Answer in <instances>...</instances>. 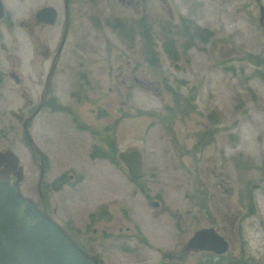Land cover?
<instances>
[{
    "label": "rangeland",
    "instance_id": "1",
    "mask_svg": "<svg viewBox=\"0 0 264 264\" xmlns=\"http://www.w3.org/2000/svg\"><path fill=\"white\" fill-rule=\"evenodd\" d=\"M17 2L20 19L29 18V10L41 3ZM94 2V5L86 2V10L78 17L76 26L80 29L79 44H93L97 48L107 45L101 53L104 60L97 59L90 65L94 68L93 75L102 78L99 89L89 88L80 94L78 76L62 64L54 92L64 109L46 110L30 126L31 134L46 154L45 194L49 211L58 207L55 217L61 220L65 204L69 203L68 212L84 226L95 206L105 205L112 214L111 224L117 229L122 225L126 234L132 233L108 237L97 248L104 251L105 264H161L157 247H170L175 234L188 239L197 228V224L182 217L183 224H189L175 228L177 215L187 216L186 210L201 215L198 209L208 206L215 212L219 208L228 210L226 206L232 211L240 210L236 191L253 185L251 192L257 208L251 213L249 208H242L243 214H249L237 225L228 223V238L234 242V252L241 253L245 247L248 263L264 264V230L260 229L263 227L260 221L264 220V32L248 20L246 12L250 7L241 11L236 0H150L141 6L138 11L144 8L155 26L158 20H163L162 30L158 22L156 31L164 52L157 68H144L137 74L147 82L157 80L159 83L153 85H159L160 90L135 87L129 97L115 75L112 77L108 70L99 67L110 61L112 72L118 73L119 65L125 70L127 64L119 59V54L124 53L126 43L118 29L103 23L99 37L94 40L90 14L94 8L104 20L114 12L126 15L136 14V10L134 6L124 7L120 0ZM160 5L165 10L163 16L153 9ZM169 6L170 10H166ZM188 16L211 31L206 42L202 37L198 39L196 35L194 39L189 35L184 26V21L189 20L183 21ZM59 30V26L50 30L52 46ZM26 34L20 26L15 27L18 50L12 53L29 67L31 54ZM169 37L176 51L173 60L165 49ZM190 43L192 46H188ZM241 43L243 51L239 47ZM25 77L29 82L31 74ZM165 78L170 79L169 86L176 87L178 80H182L195 88L196 99L189 108L178 107L179 89L169 91L166 82L161 83ZM179 85L184 92L186 86ZM18 91L5 88L3 92L0 149L17 153L25 171L22 191L37 200L40 157L36 154L34 160L22 125L9 114L10 109L17 110L23 103ZM77 91L79 96L75 94ZM91 96L96 100L92 101ZM129 114L137 117L130 118ZM109 121L115 122L110 145L101 143L106 137L104 125ZM82 122L93 123L95 127L90 130ZM131 149L142 152L143 173L151 172L146 185L135 184L122 162L113 163L96 153L117 157L120 151ZM57 180L62 182L60 189L55 188ZM141 182L143 178L138 183ZM147 194L161 200L166 211L155 217L154 207L145 198ZM123 207L128 208L126 218ZM232 211L227 214L233 216ZM129 221L132 227L126 232ZM156 224L161 228H156ZM92 227L101 231L103 225L96 221ZM139 229L151 247H145L141 239L133 237ZM240 236L245 239L243 243L238 240ZM100 243L97 242L98 247ZM199 257L204 260L203 254ZM197 258L186 263L191 264Z\"/></svg>",
    "mask_w": 264,
    "mask_h": 264
},
{
    "label": "flooded vegetation",
    "instance_id": "2",
    "mask_svg": "<svg viewBox=\"0 0 264 264\" xmlns=\"http://www.w3.org/2000/svg\"><path fill=\"white\" fill-rule=\"evenodd\" d=\"M18 0H0V115L3 114L2 102L4 99V90L5 88H10L11 90L18 91V94L21 95L23 103L15 109H10L9 114L14 117L23 127V124L12 114L15 111L18 114H23L24 119L34 114L33 119L29 123V130L33 120L41 115L46 110H62V107L57 101V94L55 91V84L58 82L57 75L60 72L61 66L68 69H73V74L77 77V85L79 93L82 94L84 90L94 89L95 87L99 89V84L102 82V78L93 75L94 68L90 65L97 62V59L104 60V55L101 54L104 49L107 47L105 45L103 48L94 47V45H81L79 44V26H76L78 17L81 16L86 10V2H90L94 5V0H33L34 2H41L38 6L29 10V18L20 19L19 17V2ZM124 7L130 9L133 7L136 10V14L129 13L126 15L116 14L115 12L111 17L105 18L102 20L99 12H94L91 9L92 13L90 14L91 24L94 27V40H97L99 37V30L101 23L109 26L115 27L121 33L123 41L125 44L124 53L120 52L119 59L125 61L127 64L126 69L124 70L121 65H119L118 73L112 72V67L109 66L110 61H104L105 64L99 66L108 70V75L113 77V74L118 79V82L126 88V96L133 95L131 89L137 87L141 90L150 91L155 87L156 90H160V86L153 84H158L157 80H151L150 82L145 81L142 76L137 74L138 71L144 68H157L161 64V52H164V46L161 45L160 38L157 35V24L160 23L162 30V21H157L156 26L152 23L150 17L144 12V8L139 12L140 7L147 5L150 0H120ZM156 2L165 0H154ZM239 2V7L241 11H245V8L249 11L246 12L248 20L251 21L253 25L262 28L264 32V5L263 0H236ZM132 5V6H131ZM123 7V6H122ZM46 12H42L43 10ZM153 9L159 16H163L165 13L163 10V5L159 7L155 6ZM146 10V9H145ZM166 10H170V6ZM55 14V17H54ZM172 17L174 15L172 14ZM54 19V21H52ZM183 19V18H182ZM189 20V21H184ZM184 26L189 30V35L194 39L201 38L203 42L207 41V36L211 35V31L208 30L205 26L199 25L197 21L188 16L187 19H183ZM180 22V21H179ZM20 26L21 29L27 32L26 38L28 45L30 47L29 51L31 54V60L29 61L30 66L26 67L22 63V59L13 54L12 51L17 49V39L15 38V27ZM56 26L60 27L59 33L56 36L55 45L52 46V35L50 30ZM183 26V25H182ZM185 29V28H184ZM67 32V33H66ZM8 34V37L6 36ZM5 37L7 41L5 42ZM161 37V36H160ZM193 38V37H192ZM75 39L74 41H72ZM64 41V43H63ZM228 41V39H226ZM70 42H73V45H69ZM188 46H192L190 43ZM195 47V46H193ZM192 47V48H193ZM241 51H243L242 43L239 44ZM165 49L168 52V56L171 60V52L175 51L173 45H165ZM176 52V51H175ZM109 58V56H107ZM126 57V58H125ZM97 60V61H95ZM36 61L39 63L37 65ZM28 68V69H27ZM31 78L29 82L26 81L25 75H30ZM164 79V78H163ZM162 79V80H163ZM165 78L161 83L168 85L167 88L169 91L175 92L178 90L179 97L176 99L178 107H182L181 110L187 109L195 101V88L189 84L182 83V80H178V83L175 86H169L170 79ZM12 83H9L11 82ZM180 82V83H179ZM8 83V84H7ZM160 83V85H161ZM179 84L185 85V91L180 90L181 86ZM8 85V86H7ZM37 86H40V89H36ZM91 86V87H90ZM47 90V91H46ZM84 93V92H83ZM77 96L78 91L75 93ZM176 94V93H175ZM94 95V94H93ZM92 101L96 100L95 96H91ZM83 99V98H82ZM42 100L44 103L42 107L36 113V110L41 105ZM86 100H89L88 98ZM94 111H96L94 109ZM78 113V109L75 110ZM127 115V114H126ZM128 117H137L136 115L129 114ZM125 120V119H122ZM121 122V121H120ZM82 125L90 130H93L95 127L93 123L82 122ZM104 133L106 137L101 141V143H108L109 145L113 143L114 136L111 138L110 133L115 131V122L109 121L104 125ZM25 134V130H24ZM114 135V134H113ZM33 136V135H32ZM34 138V137H33ZM35 140V139H34ZM36 142V140H35ZM37 143V142H36ZM38 145V144H37ZM30 146V145H29ZM39 146V145H38ZM96 147V146H95ZM31 148V147H30ZM41 149V147L39 146ZM42 150V149H41ZM137 149H131L123 152L134 151ZM43 151V150H42ZM140 151V150H139ZM32 157L36 160L37 151L31 149ZM44 152V151H43ZM121 152V151H120ZM119 152V153H120ZM118 153V154H119ZM142 153V152H141ZM45 154V152H44ZM94 156V153H93ZM143 156V154H142ZM40 157V156H39ZM110 159V158H107ZM40 163H38L40 171ZM113 163L122 162L119 156L114 159H110ZM123 163V162H122ZM144 163V161H143ZM124 164V163H123ZM125 165V164H124ZM126 166V165H125ZM143 166L140 175L135 178L131 176L132 181L137 185L147 184L148 177L151 176V172L143 173ZM45 174L47 170V160L45 154ZM127 167V166H126ZM128 169V168H127ZM129 171V169H128ZM40 173V172H39ZM130 173V172H129ZM45 176V175H44ZM145 177V179H144ZM143 178V182L138 183ZM10 181L14 184L15 177L12 176ZM24 181V180H23ZM22 181V182H23ZM45 181L43 184V194L45 196V202L48 212L71 234V236L83 247H92L96 253L99 255V263L105 264V255L103 250H99L103 246L105 240L108 237H115L121 235L131 236L132 233L129 231L128 234L124 232V226L120 225L117 229L115 225H112L110 222L111 211L107 209L105 205H97L94 210L89 214V222L84 226L79 225L77 220L68 212L69 203L65 204L66 209L61 215V220L55 217L59 213L58 207H53L50 212L48 199L45 194ZM150 187V186H148ZM252 186H248L245 190L236 191L238 197V203L240 210L232 211L229 206H226L228 210L222 211L220 208L213 211L210 206L205 208H199L198 212L201 215H192L190 210H186V215H177V221H174V227L179 229L185 226V224H197V228L193 231L192 235L188 239L180 238L177 234L171 237V246L167 248L157 247V251L160 254V259L162 260L161 264H187L186 262L192 260L193 258H198L194 260L191 264H250L245 256V247H242L241 253L234 252V242L228 238V233L230 232L229 225H237L240 220L248 215L249 213H242V208H249V212H254L257 208V201L255 200L253 193L251 192ZM22 188V183H21ZM38 191V183H37ZM234 191V190H233ZM146 199L150 200L152 207L156 212V216L166 209L161 205V200L157 198H150V194L145 196ZM40 199V194L38 191V201ZM36 200V199H35ZM104 204V203H103ZM228 211L235 213L233 216H229ZM124 217H127L128 208L123 207ZM76 216V214H74ZM188 220L189 223L183 224L182 218ZM234 217V218H232ZM62 220H66L63 222ZM158 218L156 219V221ZM225 220V221H220ZM96 221L101 222L103 228L101 231L97 228H93L92 224ZM77 222V223H76ZM131 221H129L128 226L126 227V232L132 227ZM263 227H260L261 230H264V220H261ZM161 228L159 224H156V228ZM204 228H214L216 231L224 237L228 243V248L224 253H216L214 251H206L200 249L189 248L188 243L193 237L196 231ZM117 229V230H116ZM112 230H116L112 232ZM234 233V231H232ZM114 233V234H113ZM135 238L141 239L145 247H151V243L148 241V238L140 231L136 232ZM238 240H245L243 237H239ZM100 242V246H97V242ZM233 249V251L231 250ZM204 260L199 255H202ZM166 255V257H165Z\"/></svg>",
    "mask_w": 264,
    "mask_h": 264
},
{
    "label": "trees",
    "instance_id": "3",
    "mask_svg": "<svg viewBox=\"0 0 264 264\" xmlns=\"http://www.w3.org/2000/svg\"><path fill=\"white\" fill-rule=\"evenodd\" d=\"M165 45L173 47V41ZM170 55L175 59L176 54ZM96 153L105 158L116 157ZM61 187L62 182L57 180L55 188ZM0 264L95 263L81 254L37 209L21 199L11 181H0Z\"/></svg>",
    "mask_w": 264,
    "mask_h": 264
},
{
    "label": "water",
    "instance_id": "4",
    "mask_svg": "<svg viewBox=\"0 0 264 264\" xmlns=\"http://www.w3.org/2000/svg\"><path fill=\"white\" fill-rule=\"evenodd\" d=\"M43 10L42 12H46ZM55 17V14H54ZM54 21V19L52 20ZM67 33V32H66ZM64 43V41H63ZM47 91V90H46ZM44 100H42L41 105L36 110L42 107ZM12 114L23 124L25 130L26 139L34 151H37L40 159V175L38 179V191L40 194V199L35 200L31 196L25 195L22 192L21 183L25 179L24 167L20 162V158L15 151L12 149H0V181L7 182L10 181L11 177H15L14 186L16 187L17 195L26 201L28 204L32 205L37 209L47 220H49L68 240L69 242L84 256L91 259L95 264H99V255L92 248L87 246L86 248L81 246L71 234L55 219L53 218L47 210L45 196L43 194V184L45 181V154L39 148L35 142L30 130L29 123L33 119L34 114L24 119L23 114H18L15 111ZM121 161L127 166L129 172L132 176L137 178L142 170L143 156L141 151L134 150L129 152L121 151L118 154ZM189 248L200 249L206 251H214L216 253H224L228 248V243L222 235H220L214 228H204L195 232L193 237L188 243ZM166 257V255H165Z\"/></svg>",
    "mask_w": 264,
    "mask_h": 264
}]
</instances>
